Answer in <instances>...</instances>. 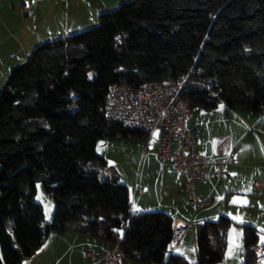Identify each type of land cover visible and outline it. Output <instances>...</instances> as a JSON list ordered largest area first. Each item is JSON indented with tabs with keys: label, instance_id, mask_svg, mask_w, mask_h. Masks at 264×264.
<instances>
[{
	"label": "trees",
	"instance_id": "obj_1",
	"mask_svg": "<svg viewBox=\"0 0 264 264\" xmlns=\"http://www.w3.org/2000/svg\"><path fill=\"white\" fill-rule=\"evenodd\" d=\"M97 26L35 46L0 91V264H22L50 232L88 235L142 264H218L227 216L195 228L197 260L169 253L171 216L133 214L119 171L99 140L147 138L105 117L110 87L174 85L212 109L223 103L264 116V0H130ZM51 196L50 223L35 200ZM243 264H257L260 231L241 225Z\"/></svg>",
	"mask_w": 264,
	"mask_h": 264
},
{
	"label": "crops",
	"instance_id": "obj_2",
	"mask_svg": "<svg viewBox=\"0 0 264 264\" xmlns=\"http://www.w3.org/2000/svg\"><path fill=\"white\" fill-rule=\"evenodd\" d=\"M127 1L0 0V91L12 68L24 63L31 50L48 36L67 37ZM186 126L196 133L200 154L209 159L232 157L223 176L209 175L196 185L202 202L213 199V203L196 210L186 200V176L155 153L160 132L147 138L99 140L96 149L127 185L133 214L160 211L174 222L179 219L188 223L176 251L187 260H197L196 226L221 216L234 223L227 233L225 258L218 264L244 263V224L260 231L257 245L264 255V190L253 187L255 181L264 182V116L223 103L212 109L193 105ZM173 147L178 149L179 142L174 141ZM245 209L249 211L238 218L236 210ZM113 247L88 235L52 231L45 244L22 264H92ZM88 250L94 257L87 255ZM125 264L142 263L126 258Z\"/></svg>",
	"mask_w": 264,
	"mask_h": 264
},
{
	"label": "built area",
	"instance_id": "obj_3",
	"mask_svg": "<svg viewBox=\"0 0 264 264\" xmlns=\"http://www.w3.org/2000/svg\"><path fill=\"white\" fill-rule=\"evenodd\" d=\"M185 82L186 77L170 86L160 82H148L138 87L113 85L108 92L105 117L126 128L143 130L148 137L156 131L160 132L155 153L161 161L170 162L175 171L186 176V200L196 210L202 204L213 203L211 198L201 201L196 185L209 175L223 176L232 157L227 160L209 159L199 153L197 135L186 126L191 106L183 98ZM174 141L179 142L178 149L173 147ZM209 166L213 167L212 172L208 171ZM253 187L255 190H264V182L255 181ZM187 227L188 223L179 219L173 223L169 253L179 249V241ZM254 251L257 253L256 263L259 264L264 260V255L258 245ZM87 255L94 257L91 250H88ZM125 259V252L117 245L92 264H125Z\"/></svg>",
	"mask_w": 264,
	"mask_h": 264
},
{
	"label": "rangeland",
	"instance_id": "obj_4",
	"mask_svg": "<svg viewBox=\"0 0 264 264\" xmlns=\"http://www.w3.org/2000/svg\"><path fill=\"white\" fill-rule=\"evenodd\" d=\"M119 7H117L116 9H114L113 11L117 10ZM105 12H111V11H105ZM104 13V12H103ZM102 14V13H101ZM99 23V20L97 19V21H95L94 23H91L90 25H85V27H83L82 29H80V31H75L73 33H71L70 35H65V36H71L73 34L79 33V32H83L86 30H89L95 26H97ZM48 39L42 41V42H50V41H54V40H59V38H63L65 39L66 37H54V36H48ZM100 141H108V140H100ZM110 141V140H109ZM35 200L39 203L42 204L43 208H44V215L46 214L47 218L45 219V221L47 223H50L52 220V216H53V211H54V203L53 200L51 198V196L44 190L43 186L41 183H38L36 185V194H35ZM249 210L245 209L244 211L242 210H236V212L238 213L237 217L238 218H243V216L245 215V213H247Z\"/></svg>",
	"mask_w": 264,
	"mask_h": 264
}]
</instances>
